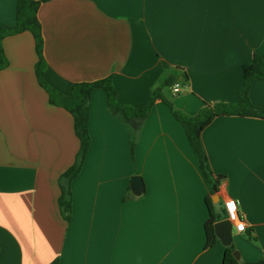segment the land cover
Segmentation results:
<instances>
[{"label": "crops", "instance_id": "1", "mask_svg": "<svg viewBox=\"0 0 264 264\" xmlns=\"http://www.w3.org/2000/svg\"><path fill=\"white\" fill-rule=\"evenodd\" d=\"M17 0H0V22L16 24ZM46 83L70 95L77 83L112 76L120 104L142 109L174 76L163 99L188 116L204 104H236L244 71L264 57V0H49L38 10ZM0 71V264H224L207 248L210 189L183 125L156 100L133 150L130 131L91 94V144L72 183L69 222L59 179L80 149L73 116L52 105L36 76L30 32L2 42ZM187 81H183V76ZM250 100L264 108V81ZM215 176L216 214L236 200L246 231L233 230L242 263L264 259V119L217 117L202 133ZM253 239L254 243L249 240Z\"/></svg>", "mask_w": 264, "mask_h": 264}, {"label": "trees", "instance_id": "2", "mask_svg": "<svg viewBox=\"0 0 264 264\" xmlns=\"http://www.w3.org/2000/svg\"><path fill=\"white\" fill-rule=\"evenodd\" d=\"M49 0H17L16 6V24L7 26L0 22V71L7 67L8 61L5 57L2 42L7 36H14L24 32H30L35 41V49L38 57L36 64V76L40 86L46 90L49 95V101L66 109L74 119L75 133L80 141V149L75 163L61 175L59 185L61 194L59 197V208L65 221L69 222L72 213V183L81 173L86 155L88 153L91 138L89 134V114L91 94L95 89H103L108 98L109 111L127 125L130 131V146L134 149L138 137L141 133L143 123L147 119L156 100L162 99L170 108L173 116L179 121L186 132L188 141L197 158L198 166L205 179L211 195L207 197V205L210 217L206 223L207 248L220 243L215 233V224L226 219L225 211L216 214L211 196L218 192L221 181L224 176H215L211 170L208 156L202 144L203 131L217 118L221 116H240L254 117L264 119V108L256 107L250 100L251 85L255 80L264 81V57L255 55L253 62L244 71V85L239 94V101L236 104L215 103L213 105L204 104L202 110L196 116H188L175 109L173 104L163 99V89L172 87L177 79L169 76L163 86L155 88L150 96L147 106L142 109H136L123 104L117 100V93L113 86L112 76L96 82L77 83L73 86L70 95L66 96L52 89L45 81L44 74L47 63L44 57V39L42 25L38 18L40 6ZM187 76H183V81H187ZM251 243L254 240L250 238ZM236 251L235 245L226 248L224 255V264H264V259L258 263H242L233 256Z\"/></svg>", "mask_w": 264, "mask_h": 264}, {"label": "built area", "instance_id": "3", "mask_svg": "<svg viewBox=\"0 0 264 264\" xmlns=\"http://www.w3.org/2000/svg\"><path fill=\"white\" fill-rule=\"evenodd\" d=\"M172 90H173V92L175 94H179L182 91L181 84L179 82H176L172 86ZM233 203L236 205V208L234 209V212L230 211V209H229V205L233 204ZM223 209H224L225 214H226V219L229 220L232 223V225H233V230L235 229L238 233L245 232L246 231V224H245V222L242 219V216H241V213H240V210H239V206H238V203L236 202V200H234L232 198L226 199L224 201V204H223ZM233 215L235 216V219H233ZM237 224H243L244 225L243 231H240L237 228Z\"/></svg>", "mask_w": 264, "mask_h": 264}, {"label": "water", "instance_id": "4", "mask_svg": "<svg viewBox=\"0 0 264 264\" xmlns=\"http://www.w3.org/2000/svg\"><path fill=\"white\" fill-rule=\"evenodd\" d=\"M214 228H215L216 236L220 240V243L226 248L231 247L233 244L232 223L227 219L220 220L215 224ZM233 256L237 260H240V254L237 250L233 252Z\"/></svg>", "mask_w": 264, "mask_h": 264}, {"label": "rangeland", "instance_id": "5", "mask_svg": "<svg viewBox=\"0 0 264 264\" xmlns=\"http://www.w3.org/2000/svg\"><path fill=\"white\" fill-rule=\"evenodd\" d=\"M165 91H166V93L171 97L172 95H175V96H177V94H175L174 92H173V90H172V87H166L165 88ZM170 102V101H169ZM172 103V102H171ZM235 245V244H234ZM238 252H240L238 249H236Z\"/></svg>", "mask_w": 264, "mask_h": 264}, {"label": "clouds", "instance_id": "6", "mask_svg": "<svg viewBox=\"0 0 264 264\" xmlns=\"http://www.w3.org/2000/svg\"><path fill=\"white\" fill-rule=\"evenodd\" d=\"M230 209V208H229ZM230 211H233L234 212V209H230ZM233 219H235V216L233 215ZM242 224H237V228L240 230V231H243L244 227L242 228L241 227Z\"/></svg>", "mask_w": 264, "mask_h": 264}, {"label": "snow or ice", "instance_id": "7", "mask_svg": "<svg viewBox=\"0 0 264 264\" xmlns=\"http://www.w3.org/2000/svg\"><path fill=\"white\" fill-rule=\"evenodd\" d=\"M229 208H230V209H235V208H236V205H235L234 203H233V204H230V205H229ZM241 227L243 228L244 225L242 224Z\"/></svg>", "mask_w": 264, "mask_h": 264}]
</instances>
